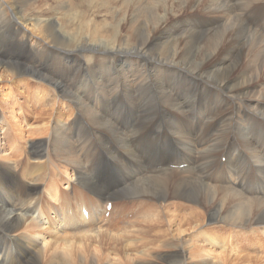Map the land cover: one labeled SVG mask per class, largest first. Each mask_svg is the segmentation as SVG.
Wrapping results in <instances>:
<instances>
[{
    "label": "bare ground",
    "instance_id": "1",
    "mask_svg": "<svg viewBox=\"0 0 264 264\" xmlns=\"http://www.w3.org/2000/svg\"><path fill=\"white\" fill-rule=\"evenodd\" d=\"M150 2L0 0V14L9 20L2 25L0 38L12 28L14 42L24 45L21 49L51 56L48 63H40L35 55L12 57L6 59L7 68L0 67V85L5 80L11 82L8 92L0 87V159L6 162L0 164V264H221V257L213 249L229 251L223 239L229 235L224 226L236 229L237 235L249 234L246 248H251L261 232L264 234V32L257 28L260 20L264 24V0H219L224 8L205 14L211 23L223 16L240 15L245 27L257 31L256 81L244 86L232 84L239 65L222 82L210 85L205 82L209 66L185 73L178 64L180 50L171 58L163 56L155 62L146 58L149 44L142 40L147 32ZM195 2L188 0L172 14L184 18L172 34L180 42L194 26L189 16L197 9ZM180 31L183 34L177 36ZM68 38L76 41L68 43ZM226 41L237 46V34L229 33ZM132 42L137 56L130 51ZM97 52L101 53L100 59ZM228 62L226 55L221 67L226 68ZM89 66L99 72L96 81L100 109L107 106L112 114L124 105L127 108L125 117L107 120L113 122L108 129L103 121L106 113L94 116L98 125L82 123V85L69 94L57 89ZM33 75L38 85L35 87L44 93L39 101L32 97L35 106L25 105L34 86ZM195 113L204 120L206 129L215 117L228 113L217 131L200 146L194 145L190 136L189 116ZM87 118L95 120L91 115ZM170 122L175 130L164 127ZM246 130L250 135L245 134ZM28 132L70 133V146L65 143L53 151L45 146L47 151L22 157L14 150ZM84 132L126 135L125 143L134 155L137 144L133 134L172 133L195 164L184 170L163 169L161 176L160 171L158 175L154 170L146 172L141 165L146 186L140 195L114 202L130 184L124 181L106 186L94 175L88 182L84 180L88 165L85 142L80 136ZM180 134L188 135L184 139ZM52 138L46 139L49 146L57 143L55 140L51 144ZM60 153L65 155L62 166L71 167L74 179L54 160ZM121 155L124 157V152ZM221 158L226 160L224 171L230 175L229 180L221 179ZM254 171L261 176L257 178ZM212 175L216 181L209 184L205 179ZM246 177L256 178L260 189L246 187ZM129 178L135 180L138 176ZM255 191L257 197L252 196ZM109 202L112 211L106 218Z\"/></svg>",
    "mask_w": 264,
    "mask_h": 264
},
{
    "label": "rangeland",
    "instance_id": "2",
    "mask_svg": "<svg viewBox=\"0 0 264 264\" xmlns=\"http://www.w3.org/2000/svg\"><path fill=\"white\" fill-rule=\"evenodd\" d=\"M187 1L188 0H151L149 12H148V19H147V32L145 34V38L142 40L143 42L149 44V47L147 49L145 57L155 62L163 56H167V57L171 58L172 56H174V54L176 53L177 50H180L181 53H180V57L178 60V64L182 69L185 70V73L188 74V72H190V73L196 72L203 66H206V65L209 66V73L205 79V82L210 84V85L222 82L228 76V74L232 70H234V67L236 65H239V67L234 70L232 84L238 85V86L254 84L256 81V76H257L256 58L258 56V45H259V37H258L257 31L254 28L245 27L243 25V20H242L240 15L223 16V17L216 19L213 23H211L205 17L206 11L218 9V8H224L223 5L219 4V0H196L195 5L197 6V9L189 16V19L194 23V26L188 33H184L186 35V40L180 42L179 38L173 36L172 34L176 28H178L180 25H182V23L184 22V18L183 17L174 18V17H172V14L179 12ZM8 21L5 19V17L1 13L0 14V24H1L0 25V32L2 29V25L8 24ZM28 27L30 28V26H28ZM136 27H137V23L134 26V32L135 33H136ZM30 29H32V27ZM11 30H12V28L8 29L6 31L7 33L4 32L5 36L3 38H0V51H1L0 53H2V54H0V56L2 55L0 58V67H2L3 69L7 68L6 61L12 57L26 58L27 56L35 55L36 60L39 58L40 61L39 60H37V61H39L40 63H48L49 61H51L50 55H41V54H36V53L33 54V53H29L26 49H21V47H23L24 45L14 42L15 41L14 34H13V30L12 31ZM3 31H5V30H3ZM231 32H235L237 34V37H238V45L237 46H232V45H230L229 42L226 41V36ZM182 34H183V32L180 31L177 34V36H180ZM0 35L3 36V33H0ZM7 37H8V40H7ZM10 39L13 42L10 41ZM66 41L68 43H73L76 40L73 38H68ZM10 44H12V48H14V49L11 48ZM134 44H135V42L131 43L130 51L135 56H137L138 50L135 48ZM1 46H3V47H1ZM7 46H8V48H7ZM252 47H254V48L251 49ZM2 48H5V49H2ZM13 50L15 51V53ZM3 51H4V53L7 51L8 52L4 54ZM6 54H7V56H6ZM96 54H97L98 58L100 59L101 53L97 52ZM226 55L229 58V62H228V65L226 68H222L220 65V62H221L222 58ZM255 55H256V58H255ZM4 57H5V59H4ZM99 59L96 61L97 63L100 62ZM41 61H43V62H41ZM1 62H3V63H1ZM2 64H4V65L1 66ZM92 68H93L92 66H89L85 69L86 71L85 70L83 71V69H82L80 76L71 77L69 81L67 80L64 83V85H62L63 86L62 88L58 87L57 89L64 91V94L65 93L69 94L70 90L76 89L77 87L82 85V101L84 100L83 101V114H85V115H83V122L82 123L85 124V123L91 122L94 125H98L100 122H98L96 120L97 115L99 116L100 112L106 113L107 116L103 119V121H105L104 122L105 128L108 129L111 126V123H113V122L112 121L109 122L107 120H109L110 118H123V117H125L126 112H127V108H126V105H124L123 107L116 109L112 114L109 112V108L107 106L103 109L102 108L100 109V106H99L98 101H97L98 96H99V87H98L99 84L97 82L99 72L96 70V68H93L94 70ZM26 75H28V74H26ZM77 78H78V80H77ZM31 79L33 81L35 80L33 83L34 86H32L31 90H30V93L32 92L30 94L31 98H29L30 97L29 95H28V97H26L25 105L29 104L31 106H35L34 105L35 101L36 100L39 101V100H41V98H44V93L42 92L41 88L35 87L38 85H37V81H36V78L34 75H33V78H31ZM96 79H97V81H96ZM75 80H77L78 82ZM5 82H7V83H5ZM3 83H5V84H3ZM10 83H11L10 81L5 80L1 83L2 85H0V87H2V89L4 91L8 92L10 89L9 86L11 85ZM44 84H46V83H44ZM95 84H98V85H95ZM32 88L33 89L36 88L35 89L36 91L38 89L39 90L36 92L35 90H32ZM86 89H88V90H86ZM91 92H93V93H91ZM41 93H42V95H41ZM32 97L35 98L36 100L33 99ZM35 104L37 105V102ZM90 106H92L93 108ZM89 108H90V110H88ZM120 109H122V110H120ZM7 111H9V110H7ZM120 113H123V115ZM87 114L91 115V117H93V119H95L94 120L95 122L93 120L87 118V116H88ZM95 115H96V118L94 117ZM8 116H9L8 120L11 123H13L14 119H11V117H10L11 115L8 114ZM85 116H86V118H85ZM220 116L221 115L215 117V119L212 121L211 125ZM173 126H174L173 122H170L167 126H164V127L170 128L171 130H175V127H173ZM69 134L70 133L54 135V134H50L49 132H47V133L28 132V133L24 134L23 138L25 141L22 139L21 143L15 147L16 149L14 150V152L18 155H21L22 157H23V155H27V157L29 158V157H34V153L38 152L40 150L47 151L46 150L47 148L45 146H47L48 148L51 147L50 151H53V149L56 150L59 147L63 148L61 146H64L65 143H67L68 146H70L69 145L70 142L68 140ZM245 134L250 135V130H246ZM39 135H41V136H39ZM89 135H90V137L92 135V137L90 138ZM141 135H144V134H133V136L135 138V143L137 144V146H136L137 148L135 147V152H138V150H143V147H141V145H140V140H141L140 136ZM146 135H148V134H146ZM156 135L157 134H155V135L149 134L148 136L150 138H158L159 139L160 137H163L164 135H166L164 137H167L169 134H158L157 136ZM187 135L188 134H182V135L180 134V136L184 139L186 138ZM52 136H53V138H52ZM80 136H81L82 141L85 142V151L88 153V157H87L88 165L86 167L87 176H86V174L83 173L85 175L84 180L86 182H88V180L91 177H92L91 179H93V175L90 176L91 175L90 172L96 170L94 164H99L101 160L108 161L109 159H111L114 156V158L118 157L119 162L122 163V164H120V167H125L129 162L130 154H133L131 152L132 150L130 151L131 148H129L125 143L126 142L125 141L126 135L123 136V134H119V135L111 134V135H109V134H95V133L91 134V132H87V133L84 132V134H82V135L80 134ZM49 137H51L54 140V141H52V139H51V144L53 142H55V140H56V142H57L56 144L58 146L56 144L49 146V144H47L48 142L46 140ZM84 137H86V138H84ZM63 138L65 141L63 140ZM39 141H40V143H39ZM41 143H42V145L45 143L44 144L45 148L42 145L40 146ZM114 143L116 145H114ZM148 143L146 145V148L151 146L150 141ZM155 144H156V142H155ZM112 146L114 149L113 148L111 149ZM122 146L124 148H122ZM117 148H120V149H117ZM125 148L126 149L128 148V149L126 150ZM123 149H125V150H123ZM121 152H124L125 158L121 155ZM108 153H109V156H108ZM126 153H128V154H126ZM64 156H65L64 153H60V154H57L56 156H54V160L56 161V163L58 165H60V166L65 165L63 162ZM135 156H138V153L135 154ZM94 157H95V159H94ZM39 158H42V157H39ZM121 159H123V160H121ZM124 160H125V162H124ZM1 162L6 163L5 161H2L0 159V164H3ZM58 162H60V163H58ZM85 162H86V160H85ZM91 166H92V168H91ZM120 167H117L115 165L113 167V169H117ZM62 168H63V170L69 172V175H68V173H67V175L71 179H72V177L74 179V176H76V174L71 171V167L69 165L66 167L62 166ZM52 170H53V168H50V172ZM154 171H156L155 174H157V175H158V172L160 171L159 175L161 176L164 170L163 169L158 170V172H157V170H154ZM129 172L130 173H128V178H129V176L134 175V176H138V179L136 178L135 180L131 179V181H127L126 178L120 177L118 182H124L125 181L124 183H127L128 185L129 184L130 185L132 184V185L131 186L129 185V188L121 190L120 194L122 193L123 196L119 194L121 197L118 198V200H114V202L122 200V199L123 200H129V197H134V198L138 197L140 195L139 193L143 189V186L145 188V186H146L145 180L146 179L143 178V176L140 174V171L139 172L132 171L133 173L135 172L136 174L135 173L133 174L131 171H129ZM242 173H243V171H242ZM140 176H142V178H140ZM214 177L215 176L212 175L208 179H205V180L207 181V183L213 184L211 181H212V179H214ZM243 180H244V183L246 182V184H245L246 187L254 185L253 186L254 188H256L258 190L260 189V182H258V180L256 178L246 177V178H243ZM251 180H252V182H251ZM253 180H254V182H253ZM255 182H256V184H254ZM140 183H142V184H140ZM118 187L120 188V186H118ZM133 187L135 188V190H133ZM138 187H139V189H138ZM137 191H138V193H137ZM252 196L257 197L258 196L257 192L255 191L252 194ZM203 211L206 212L207 209H203ZM224 230H226L229 234L223 238V239H225L226 243L228 244L229 251L226 253H222V250L219 248L213 249L214 254L221 257L220 258L221 264H264V234H263V232H261L257 236V239L255 241H253L254 243H252L251 248H246L245 247L246 242L249 243L250 239H251V236L249 234L237 235V230L230 227V226H224ZM223 234L224 233H222V234L220 233V235H223ZM202 264H204V263L202 262Z\"/></svg>",
    "mask_w": 264,
    "mask_h": 264
}]
</instances>
